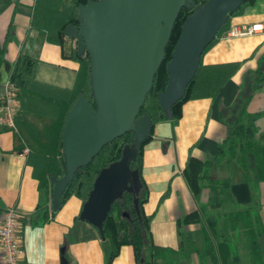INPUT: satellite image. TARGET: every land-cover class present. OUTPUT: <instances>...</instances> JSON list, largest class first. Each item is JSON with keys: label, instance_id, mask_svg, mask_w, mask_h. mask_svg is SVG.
I'll return each instance as SVG.
<instances>
[{"label": "crops", "instance_id": "obj_1", "mask_svg": "<svg viewBox=\"0 0 264 264\" xmlns=\"http://www.w3.org/2000/svg\"><path fill=\"white\" fill-rule=\"evenodd\" d=\"M36 4L0 0V98L20 53L34 60L28 74L40 84L60 91L75 87L80 63L65 53L76 44L68 38L65 45L51 42L45 29L33 26ZM259 24L264 25V0L243 4L230 16L202 61L236 62V70L216 97L188 100L177 123L159 122L145 145L142 175L149 196L144 210L152 216L154 243L165 248L151 256L152 264H171L180 255L181 264H264V28L226 36L234 26ZM234 129L237 141L217 161ZM35 134L22 118L15 129L0 128V221L10 206L21 213L22 264H62L64 257L69 264H107L111 244L80 218L79 197H69L57 212L50 202L49 220L37 223L40 180L24 151L25 138L32 141ZM190 156L214 163L198 193L185 174ZM189 215L195 219L186 221ZM111 264H139L134 246L123 245Z\"/></svg>", "mask_w": 264, "mask_h": 264}, {"label": "water", "instance_id": "obj_2", "mask_svg": "<svg viewBox=\"0 0 264 264\" xmlns=\"http://www.w3.org/2000/svg\"><path fill=\"white\" fill-rule=\"evenodd\" d=\"M245 2L207 0L196 6L195 0H88L79 5V27L70 24L63 33L76 42L80 54L90 57L96 109L81 95L67 114L62 132L66 174L52 177L53 212L60 209V197L76 172L89 165L105 145L132 132L134 140L124 146L121 158L101 169L80 218L94 225L106 239L104 223L113 204L126 193L135 195L140 215L141 173L131 162L137 158L139 145L153 132L150 114L140 113L181 10L194 7L167 64V85L159 92L170 119L173 105L185 96L196 76L205 49ZM123 216L129 214L124 212ZM62 264H69L65 257Z\"/></svg>", "mask_w": 264, "mask_h": 264}, {"label": "trees", "instance_id": "obj_3", "mask_svg": "<svg viewBox=\"0 0 264 264\" xmlns=\"http://www.w3.org/2000/svg\"><path fill=\"white\" fill-rule=\"evenodd\" d=\"M206 1L195 0V3L197 6ZM50 2L51 5H47L42 0H37L33 26L45 29L51 42L65 45L66 37L63 33L65 28L70 24L79 27V5L86 4L88 0H74L73 5L61 4V0H50ZM253 2L254 0H246L244 4ZM193 9L194 7H183L181 10L174 26L172 38L166 47L165 59L157 71L153 88L147 95L140 113V116L148 113L152 117V134L159 122L169 119L160 103L159 92L163 91L167 85L169 77L167 64L172 59V52L181 36L182 26L187 17L193 13ZM227 23L221 28L218 35L224 30ZM65 55L76 59L80 63L77 81L72 90L60 91L37 82L34 77L28 74L31 67L28 62H34V60L24 53L19 54L9 77L17 87V97L22 108V112L16 116V122L18 118H22L36 128L35 139L33 138L30 141V139L25 138V143L29 147L28 156L29 161L34 166V174L40 180L37 223H44L49 220V203L53 197L52 177L60 178L66 174L62 132L69 110L81 95L89 99L96 109L92 94L91 62L88 53L80 54L77 46H74L69 47ZM237 66L238 63L236 62L207 65L203 64L201 58L199 70L188 86L185 96L172 107L173 121L177 123L182 117V106L186 101L203 97H216ZM258 72L261 74L262 69H259ZM43 112L45 114H42ZM238 136L236 129L230 132L216 157L217 161H221L225 157L227 148L237 141ZM151 138L152 136L145 143L139 145L137 158L131 162V166L139 168L141 173L140 215H138L134 204L135 195L126 193L122 199L113 204L112 210L104 223L105 236L111 244V253L107 264H111L125 244L134 246L139 264H152L151 261L155 255L165 250L164 247L154 243L151 231L152 216H148L144 210V204L149 196V189L143 179L142 167L145 145ZM133 140L134 134L129 132L105 145L89 165L80 168L76 172L75 178L60 197L61 206L73 195L79 197L84 203L88 199L101 169L119 160L124 146L131 144ZM211 165H214L212 161L203 162L193 156L189 157L185 174L195 193L203 189L204 180L208 177ZM124 212H127L129 216H123ZM194 216L189 215L186 221L194 220Z\"/></svg>", "mask_w": 264, "mask_h": 264}, {"label": "built area", "instance_id": "obj_4", "mask_svg": "<svg viewBox=\"0 0 264 264\" xmlns=\"http://www.w3.org/2000/svg\"><path fill=\"white\" fill-rule=\"evenodd\" d=\"M263 28V24L243 27L234 26L228 31L226 36H247ZM20 107L21 103L17 97V87L9 78L5 84V93L0 98V128H16V116ZM24 151L28 154L29 148L26 147ZM20 218L21 213L17 208L10 206L4 211L0 221V256L4 264H22L25 256L24 245L18 231Z\"/></svg>", "mask_w": 264, "mask_h": 264}, {"label": "rangeland", "instance_id": "obj_5", "mask_svg": "<svg viewBox=\"0 0 264 264\" xmlns=\"http://www.w3.org/2000/svg\"><path fill=\"white\" fill-rule=\"evenodd\" d=\"M183 261V256L180 255L178 258H172L171 259V264H181V262Z\"/></svg>", "mask_w": 264, "mask_h": 264}]
</instances>
